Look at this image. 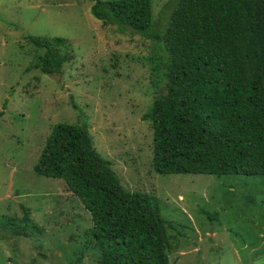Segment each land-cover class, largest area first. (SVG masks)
<instances>
[{
	"label": "rangeland",
	"instance_id": "374dc122",
	"mask_svg": "<svg viewBox=\"0 0 264 264\" xmlns=\"http://www.w3.org/2000/svg\"><path fill=\"white\" fill-rule=\"evenodd\" d=\"M167 1L151 0L154 21ZM91 4L0 0V264H100L90 213L63 179L33 169L59 122L86 124L123 187L159 199L169 264H264V176L155 172L141 116L164 85L163 52ZM29 36L60 44V72L37 67Z\"/></svg>",
	"mask_w": 264,
	"mask_h": 264
},
{
	"label": "trees",
	"instance_id": "16d2710c",
	"mask_svg": "<svg viewBox=\"0 0 264 264\" xmlns=\"http://www.w3.org/2000/svg\"><path fill=\"white\" fill-rule=\"evenodd\" d=\"M91 1L96 19L163 52L164 85L141 116L151 125L153 170L264 176V0H168L156 22L151 0ZM29 38L37 67L60 72V44ZM33 169L63 179L90 213L100 264H169L159 199L123 187L86 124L56 123Z\"/></svg>",
	"mask_w": 264,
	"mask_h": 264
}]
</instances>
